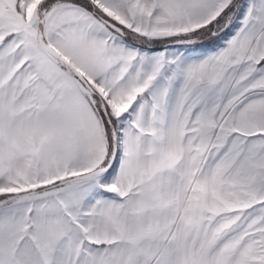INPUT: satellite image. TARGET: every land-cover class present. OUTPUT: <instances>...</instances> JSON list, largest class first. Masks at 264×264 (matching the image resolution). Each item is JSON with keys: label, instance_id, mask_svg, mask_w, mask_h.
<instances>
[{"label": "snow or ice", "instance_id": "1", "mask_svg": "<svg viewBox=\"0 0 264 264\" xmlns=\"http://www.w3.org/2000/svg\"><path fill=\"white\" fill-rule=\"evenodd\" d=\"M0 264H264V0H0Z\"/></svg>", "mask_w": 264, "mask_h": 264}]
</instances>
